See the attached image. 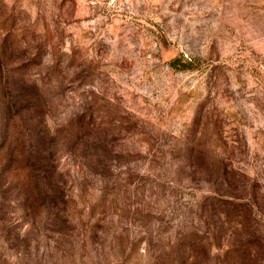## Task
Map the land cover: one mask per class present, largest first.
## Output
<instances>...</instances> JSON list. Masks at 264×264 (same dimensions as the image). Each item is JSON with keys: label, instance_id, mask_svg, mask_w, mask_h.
I'll use <instances>...</instances> for the list:
<instances>
[{"label": "rangeland", "instance_id": "374dc122", "mask_svg": "<svg viewBox=\"0 0 264 264\" xmlns=\"http://www.w3.org/2000/svg\"><path fill=\"white\" fill-rule=\"evenodd\" d=\"M0 264H264V0H0Z\"/></svg>", "mask_w": 264, "mask_h": 264}]
</instances>
